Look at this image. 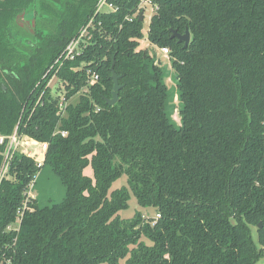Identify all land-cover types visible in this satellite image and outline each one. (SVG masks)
Wrapping results in <instances>:
<instances>
[{
	"label": "trees",
	"instance_id": "1",
	"mask_svg": "<svg viewBox=\"0 0 264 264\" xmlns=\"http://www.w3.org/2000/svg\"><path fill=\"white\" fill-rule=\"evenodd\" d=\"M98 1L0 0V136L17 126V134L46 143L42 167L65 188L59 203H28L13 242L4 229L42 168L13 154L0 182V263L5 255L11 264H258L264 0H152L146 38L169 50L179 125L167 112L160 63L138 49L139 0H108L113 11L95 13ZM30 11L46 30L35 29L29 41L16 32L17 18ZM90 21L85 48L56 74L60 108L46 87L52 73L43 76ZM171 30H187L188 45ZM112 64L121 87L108 105ZM92 74L98 80L89 83ZM121 176L126 187L110 191ZM130 195L159 217L121 219Z\"/></svg>",
	"mask_w": 264,
	"mask_h": 264
},
{
	"label": "rangeland",
	"instance_id": "2",
	"mask_svg": "<svg viewBox=\"0 0 264 264\" xmlns=\"http://www.w3.org/2000/svg\"><path fill=\"white\" fill-rule=\"evenodd\" d=\"M144 19L142 23V38L139 40L138 49L148 50V53L160 63L163 71V80L167 88V95L169 103L167 104V112L171 113V119L173 123L179 125V107L180 102L178 98V89L175 81L174 70L172 69L171 62L168 56H164L159 48L151 45L146 38L148 24L152 14L154 13L152 8L149 6L144 7ZM49 87L54 95L63 96L64 88L63 85L56 79L52 78L49 82ZM77 96L72 97L71 102H77ZM1 167V166H0ZM86 176L92 175V170L90 167L84 170ZM122 187H126V177L121 176L117 179L111 186L110 191L116 190ZM33 194L37 198V204L40 207L49 206L55 203H59L65 196V188L62 185L60 179L55 176L48 166H44L40 169L39 174L36 178V182L33 188ZM127 208L121 210L118 215L121 219L127 220L133 218V216L139 212L144 219L152 220L155 218V211L152 208H141L138 206L136 199L130 195V199L127 203ZM255 229H252V238L255 244H257V237ZM258 264H264V252L258 261Z\"/></svg>",
	"mask_w": 264,
	"mask_h": 264
},
{
	"label": "built area",
	"instance_id": "3",
	"mask_svg": "<svg viewBox=\"0 0 264 264\" xmlns=\"http://www.w3.org/2000/svg\"><path fill=\"white\" fill-rule=\"evenodd\" d=\"M143 6L151 7L153 12L156 10V6L154 5L152 0H139L138 9L139 11L140 9L143 11V16H144ZM106 11H113L112 5L108 3V0H99L96 6L95 13L106 12ZM91 23H92L91 21L88 22L84 27L80 29L78 36L72 39L67 44V46L60 53L58 58L53 62V64L44 74L43 78L49 73H52L50 79L46 84V87H49L50 80L56 77L57 72L62 67L64 62L73 60L74 58H76V56L80 54L81 50L85 48L86 42L89 39V29L92 26ZM160 51L164 56L169 55L168 48H161ZM97 80H98V76L96 74H92L90 75L88 82L93 83L96 82ZM42 94L43 93H41L40 96L38 97L37 103L40 101ZM59 98L61 99L59 102V107L62 108L64 106L63 104L64 96H59ZM61 135L65 136V133L62 132ZM4 143L6 144V146H5V151L3 153L4 159L0 167V182L7 173L10 160L12 159L14 153L17 152L21 153L33 159L37 168L40 169L42 167L45 159V152L47 149L46 143L43 142L41 143L31 138H27L23 135L17 134V126L14 132L10 136L0 137V145ZM37 176L38 175L34 176L30 180V182L26 185V188L23 193L24 199L22 200L21 204L18 206L14 220L11 223H9L4 229L6 233L13 235V242H15L16 237L19 233L23 214L27 208L28 203L36 199V196L33 194V188ZM158 217H159L158 215H155V219ZM0 264H11V259L7 258L5 255H2Z\"/></svg>",
	"mask_w": 264,
	"mask_h": 264
},
{
	"label": "flooded vegetation",
	"instance_id": "4",
	"mask_svg": "<svg viewBox=\"0 0 264 264\" xmlns=\"http://www.w3.org/2000/svg\"><path fill=\"white\" fill-rule=\"evenodd\" d=\"M38 16L39 14L37 12L30 11L22 14L19 18H17L18 28L16 34L22 36L23 38H27L30 41L32 40L31 36L35 29L45 32L46 22Z\"/></svg>",
	"mask_w": 264,
	"mask_h": 264
},
{
	"label": "water",
	"instance_id": "5",
	"mask_svg": "<svg viewBox=\"0 0 264 264\" xmlns=\"http://www.w3.org/2000/svg\"><path fill=\"white\" fill-rule=\"evenodd\" d=\"M143 20V11H140L138 21ZM171 38L176 39L179 44L183 43L184 47H186L189 43V32L186 30L184 34H178L175 30H171ZM110 70L112 72V82H113V87L111 91V97L107 99V104L108 105H114L117 101L118 98V91L120 89V85L118 83V76L116 73L113 71V64L110 67ZM258 227L260 228V223L258 224Z\"/></svg>",
	"mask_w": 264,
	"mask_h": 264
},
{
	"label": "crops",
	"instance_id": "6",
	"mask_svg": "<svg viewBox=\"0 0 264 264\" xmlns=\"http://www.w3.org/2000/svg\"><path fill=\"white\" fill-rule=\"evenodd\" d=\"M0 137H5V136H0ZM1 146V145H0ZM3 159H4V155H3ZM3 162V161H2Z\"/></svg>",
	"mask_w": 264,
	"mask_h": 264
}]
</instances>
